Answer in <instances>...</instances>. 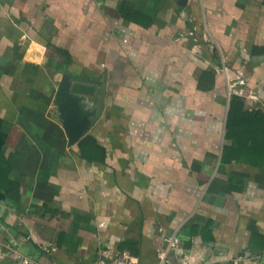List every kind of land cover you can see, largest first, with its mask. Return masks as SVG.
Returning <instances> with one entry per match:
<instances>
[{"label": "crops", "instance_id": "crops-1", "mask_svg": "<svg viewBox=\"0 0 264 264\" xmlns=\"http://www.w3.org/2000/svg\"><path fill=\"white\" fill-rule=\"evenodd\" d=\"M119 1L0 0V264H156L172 234L168 264H264V175L222 160L230 97L264 107V0H140L146 28ZM63 73L105 85L103 162L68 147Z\"/></svg>", "mask_w": 264, "mask_h": 264}, {"label": "trees", "instance_id": "trees-1", "mask_svg": "<svg viewBox=\"0 0 264 264\" xmlns=\"http://www.w3.org/2000/svg\"><path fill=\"white\" fill-rule=\"evenodd\" d=\"M120 0L118 8L125 19L141 23L143 28L150 24L155 13L145 5L140 6V0ZM135 3H139L138 6ZM63 67L71 63V57L67 51ZM264 54V46L251 47L250 55L261 56ZM207 74H203L198 81V87L202 88V80ZM201 90V89H200ZM264 105V103H263ZM224 140L226 144L222 148V160L225 164L234 161L243 162L259 170L264 175V107L249 111L245 109V102L236 96L230 97L227 120L225 125ZM79 156L89 162H103L105 149L97 143V140L88 133L77 143ZM231 184V182H230Z\"/></svg>", "mask_w": 264, "mask_h": 264}, {"label": "water", "instance_id": "water-1", "mask_svg": "<svg viewBox=\"0 0 264 264\" xmlns=\"http://www.w3.org/2000/svg\"><path fill=\"white\" fill-rule=\"evenodd\" d=\"M184 2L181 0L179 3ZM53 106L65 132L68 147L76 145L100 119L104 110L105 85L95 88L63 73Z\"/></svg>", "mask_w": 264, "mask_h": 264}, {"label": "built area", "instance_id": "built-area-1", "mask_svg": "<svg viewBox=\"0 0 264 264\" xmlns=\"http://www.w3.org/2000/svg\"><path fill=\"white\" fill-rule=\"evenodd\" d=\"M245 84L242 79V74L238 72L235 76L234 80H227V94L230 96L233 95H242V86ZM239 89L235 90L236 87ZM256 97L251 94L249 95V99H255ZM164 248L161 250L156 257V264H168L169 253L172 250H176L179 248L180 240L179 237L175 234L165 236L164 237ZM21 264H36L32 262L28 258H23L21 260ZM108 264H138L137 261L131 257L128 253L125 252H113L111 254L110 261ZM181 264H189L187 261H182Z\"/></svg>", "mask_w": 264, "mask_h": 264}, {"label": "rangeland", "instance_id": "rangeland-1", "mask_svg": "<svg viewBox=\"0 0 264 264\" xmlns=\"http://www.w3.org/2000/svg\"><path fill=\"white\" fill-rule=\"evenodd\" d=\"M262 31V30H261ZM261 45H264V42L262 41V43H261ZM55 55L57 56L56 57V63H55V65L53 66V68L54 69H56L57 68V65H58V63L59 62H64L65 61V58H66V56L64 55V54H61L59 51H57V50H55ZM84 77V76H83ZM95 77H97V76H95ZM84 79H86L87 80V82L88 83H90V82H94V79L93 78H91V77H89V79H87L86 77H84ZM59 80H60V78H59ZM77 81V80H76ZM90 81V82H89ZM96 81V80H95ZM99 81V80H98ZM59 82V81H58ZM58 82H57V85H58ZM77 82H79V81H77ZM95 83V82H94ZM84 84H86V83H84Z\"/></svg>", "mask_w": 264, "mask_h": 264}]
</instances>
